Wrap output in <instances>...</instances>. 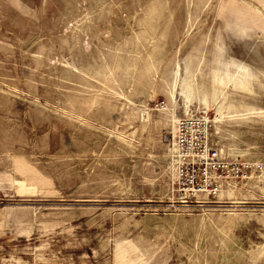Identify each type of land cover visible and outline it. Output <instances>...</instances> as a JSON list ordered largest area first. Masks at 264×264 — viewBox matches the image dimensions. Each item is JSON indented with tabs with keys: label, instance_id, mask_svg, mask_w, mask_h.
I'll return each instance as SVG.
<instances>
[{
	"label": "rangeland",
	"instance_id": "374dc122",
	"mask_svg": "<svg viewBox=\"0 0 264 264\" xmlns=\"http://www.w3.org/2000/svg\"><path fill=\"white\" fill-rule=\"evenodd\" d=\"M192 110L216 193L168 156ZM0 264H264V0H0Z\"/></svg>",
	"mask_w": 264,
	"mask_h": 264
},
{
	"label": "built area",
	"instance_id": "2783aa9c",
	"mask_svg": "<svg viewBox=\"0 0 264 264\" xmlns=\"http://www.w3.org/2000/svg\"><path fill=\"white\" fill-rule=\"evenodd\" d=\"M211 130L210 114L192 110L176 119L167 140V152L177 173V184L189 195L216 193L231 163L212 139Z\"/></svg>",
	"mask_w": 264,
	"mask_h": 264
}]
</instances>
